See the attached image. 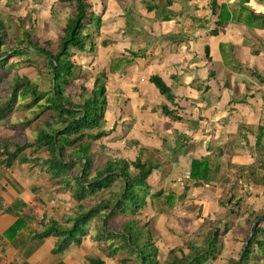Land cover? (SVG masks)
I'll return each mask as SVG.
<instances>
[{"label": "trees", "instance_id": "trees-1", "mask_svg": "<svg viewBox=\"0 0 264 264\" xmlns=\"http://www.w3.org/2000/svg\"><path fill=\"white\" fill-rule=\"evenodd\" d=\"M58 1L68 3L72 12L55 43L44 41L47 45L39 46L40 42L35 41L36 46L34 43L30 45L31 37L25 32L21 37L4 38L2 43L8 46L5 49L0 46V62L3 61L0 69H4L8 60L18 54L29 60L28 53L32 50L48 61L46 68L51 83L48 91H41L26 75H14L11 80L0 79V92L9 89L3 102L0 101V129L12 126L7 122L9 116L22 111L20 127L36 131L33 142L26 137L22 142L15 137L0 139V182L15 188L8 178L9 171L20 156H26L29 172H36L35 179L41 180L44 190L52 192L53 200L62 201L60 197L68 195L58 217L42 213L38 221L42 230L35 232L39 239L50 238L53 241L50 254L55 260L53 264H67L64 256L69 258L70 251L86 242L91 252L99 254L86 258L83 264H220L222 250L230 243L240 248L236 253L231 251L225 256V264H264V218L258 222L245 246L250 227L264 214V207L255 211L248 206L243 210L241 203L244 199L238 198V192L249 191L256 186L264 193V93L261 89L264 88V77L257 76L260 87L253 90L254 93L251 92L252 83L243 82L248 98L252 100L254 94L259 95L252 103L247 102V96L228 100L229 107L249 104L257 114L255 123L243 121L238 125L251 163L239 164L226 178L223 173L229 166L235 167L233 163L192 158L186 161L185 166L188 171L185 180L190 184L186 183L182 192L177 194L164 185L154 184L153 164L156 162L143 157L141 144L117 129L118 120L123 115H115L111 109L104 82L107 73L90 74L88 70L91 68L94 72L96 66L87 64L88 69L75 61L77 52L87 53L84 57L93 55L92 37L84 33L91 21L90 3L88 0ZM251 16L256 26L264 31V14L253 12ZM216 32L214 30V34ZM48 44L52 46L50 49H46ZM208 51L205 48L206 55ZM229 57L233 58L229 53L224 54L223 60L228 63V69L236 73L238 66L230 64ZM65 58L67 60L62 61ZM78 69L85 73L83 80L77 81L76 77L73 83V73ZM210 75L213 77L212 71ZM151 81L157 94L167 102L161 108V114H179L181 107L176 102L174 107L169 88L157 77ZM170 103L175 111L170 109ZM231 113L232 120H235L237 112ZM238 122L241 121L234 122L235 127ZM148 139L153 140L152 136ZM169 155L161 157L165 156L167 160ZM218 180L224 181L228 189L217 200L220 212L210 215V209L203 211L188 205L186 208L196 212V223L193 222L190 234L179 244L168 245L164 251L160 243L168 229L164 225V233L158 236L152 222L155 206L170 207L187 199L190 201L195 187ZM170 182L175 183L176 180ZM102 193L106 195L100 197ZM89 200L91 203L87 204ZM148 204L153 207L150 216L143 212ZM240 214L247 227L236 222ZM32 219L36 220L35 215ZM24 223L25 220L19 216L12 227H20ZM88 226L93 228L92 234H88Z\"/></svg>", "mask_w": 264, "mask_h": 264}, {"label": "crops", "instance_id": "crops-1", "mask_svg": "<svg viewBox=\"0 0 264 264\" xmlns=\"http://www.w3.org/2000/svg\"><path fill=\"white\" fill-rule=\"evenodd\" d=\"M133 9L136 14H126ZM253 12L264 14V0H107L99 7L95 4L91 31L94 49L98 51L94 54L93 50L91 57H83V62L96 67L100 64L108 66L99 58L108 56V60H112L110 56L115 54L114 47L115 51L122 53L121 56L135 58L131 60L133 67L119 76V81L114 80L112 87H107V96L115 115H123L118 120L117 129L141 144L143 157L156 162L163 154L177 153L174 151L175 136L185 134L191 139L185 151L190 159L204 157L227 162L230 157L229 163L235 164L236 152L233 153L232 149L236 150V144L242 142L239 129L232 145L221 139L229 137H225L227 132H235L238 126L235 127L234 122L253 124L257 114L249 106L255 96L247 101V105L229 107L228 100L236 98V93H239L238 99L248 98L243 82L252 83L251 92L254 93L253 90L260 87L257 76L264 77V31L256 26L251 16ZM142 17L149 21V29L141 23ZM95 18L97 23H94ZM205 48L209 50L208 55ZM128 49L132 51L126 54ZM227 53L239 64L236 73L229 71L228 63L223 60ZM154 77L169 88L174 107V102L181 107L179 114L157 116L155 109H161L167 102L151 83ZM215 78L221 83L212 82ZM261 89L264 93V88ZM206 93L214 94L209 98ZM174 107L170 103L172 111H175ZM231 112H237L240 119L232 120ZM142 122L146 125L143 126ZM210 128L221 132L220 140L213 136V140L208 141ZM164 133L167 137L162 138ZM195 135H198V142L193 143ZM177 154L182 160L178 159L176 165L186 163L185 154ZM239 155L249 157V152ZM8 209L1 208L0 216ZM11 227L4 231L10 239L17 238L21 229H28V224ZM22 234L35 241L33 234ZM1 238L4 235L0 230ZM2 246L0 242V264H53L55 261L50 251L44 255L28 254L11 246Z\"/></svg>", "mask_w": 264, "mask_h": 264}, {"label": "rangeland", "instance_id": "rangeland-1", "mask_svg": "<svg viewBox=\"0 0 264 264\" xmlns=\"http://www.w3.org/2000/svg\"><path fill=\"white\" fill-rule=\"evenodd\" d=\"M5 1L13 4L12 3L13 0H0V35L3 36V38L8 37V39L14 38V34L16 36H20L22 32V28L24 27H21V25L19 24H22L28 29L26 31L29 37H31L29 41L30 45L34 43V46H36L35 41H39L40 42L39 46H42L43 41L46 40L44 38L50 39L52 40V42H54V40H56L59 33L58 29L64 25L63 22L65 16L66 14L69 13V10H67L64 4L56 3L55 0H19L20 3H17L16 5L13 4L11 8L9 4ZM106 1L107 0H90L89 2L91 5L90 8L95 7V4L96 7H99L101 4H104ZM20 4L23 5L29 4L30 6L29 11H27L26 12L27 14L22 17H15L13 12L16 11V8L19 10L21 9ZM149 6L150 5L147 4V7ZM24 7L25 6H22L23 9ZM26 8H28V6H26ZM91 13L92 10L89 13L90 14L89 18H91ZM129 13L136 14L134 9L131 12H127L126 14ZM140 19L144 28L149 29L147 26V23L149 21L143 17ZM94 23H97V21L94 20ZM93 26L97 29V27L94 24ZM9 28H11L12 30ZM89 29H91V25L89 26ZM29 42H27V44H29ZM3 46H4L3 49L8 47L6 44ZM51 47L52 46L48 44V47H46V49H50ZM24 48L27 49V47L25 46ZM114 48L115 50H117L116 47ZM93 50H94V54H96L98 51L97 49H94V47ZM115 50H114L115 54H112L110 56L112 57V60H108L109 59L108 56H103L99 58V61L106 62L108 66H104L100 64L98 65V67L94 68V72L92 71L91 68L90 69L88 68L87 64L83 62V57L86 55V54H81L83 52H77L75 54V61L81 63L84 68H88L89 69L88 72L90 74L92 73L109 74L110 77L108 75L107 79L104 80V82L106 83L107 87H112V82L114 80L119 81V76L124 74L128 68L133 67V64H130L127 68L125 67L128 61L135 60V58H131L129 56L127 57V55L121 56L122 53L120 51H115ZM129 51H132V49H128L126 54H128ZM28 57L30 58L29 60L26 59L25 55L18 54L10 58L6 63L5 68L0 69V79L4 78L11 80L14 75H19V76L26 75L32 80V82L37 84L38 88L41 91H48L51 85L49 70L46 68L48 61L46 60V58L38 55L33 50L28 53ZM118 58L121 59L118 60ZM228 59L230 61V64L239 66L238 63H235L234 58L229 57ZM66 60L67 58L63 59L62 61H66ZM2 64L3 61L0 62V66H2ZM52 69L53 67L51 68V72ZM229 71L232 72V70ZM84 74L85 73L81 72L80 70L74 72L72 76L73 83L76 82V80L74 79L76 77H77V81L82 82ZM120 81L122 82V79H120ZM213 81L217 82V84L221 83L216 78L213 79L212 82ZM4 90L5 92H3V90H1L0 92V101L2 102L5 98V95L9 93L8 88H5ZM213 94L214 93H208L207 97L212 98ZM238 96L239 93H236L234 95V97L236 98ZM255 96H258V94H256ZM124 97L125 96H123V98ZM124 99L127 101L126 97ZM18 100L20 101L21 98L19 97ZM248 100L251 101V98L249 97ZM200 109L202 110L203 108L200 107ZM155 110L158 112L157 116H162L161 109H155ZM152 112H153V108L150 109V113ZM20 114L22 115L23 112L21 111L20 113L19 112L17 113V111H15L9 116L7 122L12 124V126H9L10 128L7 127L4 129H0V138L5 139L13 135L16 137L17 141L23 140L25 137L34 139V134H35L34 130H28L27 128L26 129L22 128L20 127L21 125L18 124L20 123V118L22 117ZM236 117L240 119V116L238 114L236 115ZM142 123L143 126L146 125L145 122ZM240 124L243 123L238 122L237 126ZM136 128H140V125H136ZM225 130H227V128ZM234 131L235 132L232 131L227 132L225 137L227 135H229V137L227 139H221V141H225L226 144H230V145H232V143H235L236 140H234V138L235 135L237 134L238 128L235 129ZM23 132H25L26 134H24ZM207 135H208V141L213 140L212 139L213 136L217 137V139L220 140L221 132L215 130L214 128H210V131L207 133ZM161 136L162 138L167 137L166 133L161 134ZM197 137L198 135L192 137L193 143L198 142ZM175 138L177 139L175 141V143L177 142V144H175L174 151L182 155L185 154L186 156L185 159L188 162L190 160V156L187 155L188 153H185V151H186V146L190 144L191 139L188 138V136L185 134H179L175 136ZM244 144H245L244 142L239 141L235 146L236 150L232 149L233 153L236 152V158L234 160L235 164H232L235 165V167L229 166L228 169H225L226 173L224 172L223 175H225L226 178H228V176L231 175V173H233L232 171L236 170L239 164L249 165L251 163L252 160H250V158L247 155H243V156L239 155L242 153L247 154V148L246 146H244ZM189 151L190 149L188 150V152ZM128 153L135 154L133 152H128ZM177 153H173L169 155L167 160L165 156L163 158L162 157L157 158L156 164H153L154 166L153 168L155 169L154 184L164 185L166 186V188H170L174 190L177 194H180L183 190V186L186 185V183L190 184V182L189 180H187V182L185 180L187 179V175H188V171L187 169H185V167L176 170L173 169L180 166H186V163L184 162H180L178 165L174 163L179 158H182L179 157ZM21 159L23 158H20L18 161L20 162ZM180 160L182 159H179V161ZM230 160L231 158L228 157L227 161ZM19 167H20V163H16L15 165H13L12 169H18ZM20 170L23 171V168ZM8 178H10L16 183L18 182L20 183L19 189L22 191L23 194L22 198H24L23 201L25 200L24 202H25L26 212L32 210L33 213L35 212L34 214L38 215V217L41 216L43 213L42 211L48 207L50 208L49 210L47 209V215L58 217V215L60 214V209H62L66 204L65 199H68V195L65 196L63 194L60 197L62 198V201L53 200V199L51 200V198L55 197L52 194V192H48L47 190H42L41 187L35 183V179H31L28 176H24V178L20 180V175L16 171L8 174ZM172 180H176V182L171 183L170 181ZM221 180H225V179H221ZM221 180H218L216 182H205L204 184H200V186L195 187L194 193L192 195L193 199L190 201L187 199L184 200V203L178 202L177 203L178 205L170 206V207L155 206L156 209L154 211V220H152V222L154 224V228L158 236L160 237L164 233V229H165L164 225L168 229V231L162 236L163 242L160 243L164 251H166L168 245L173 246L175 244H179L184 237L190 234L191 229L194 226L193 220H195L194 215L196 214V212L191 211L189 208H186L188 207V205L192 204L194 209L201 208L203 211L210 209L209 211L210 215H216L220 212V207L218 206L217 200L228 191V189L225 187L226 183ZM1 186L4 187V185ZM207 186H212V187H207ZM33 188H36L38 190V194L34 195L32 192L29 193L30 190H32ZM248 190L249 191L244 190L243 192H238L239 193L238 198L241 197L244 199L243 202L241 203V208L244 210L246 207L251 206L252 210L256 211L257 209L264 207V193L260 190V187L256 186ZM1 194L5 198H8V193L6 190L2 189ZM105 195H106L105 193H102L100 197ZM11 196L12 199H9L8 203H11L14 209L20 207L23 201L19 197L17 200H14L12 192H11ZM89 203H91V200L87 202V204ZM143 212L148 216H150L151 213H153V207L150 206V204H148V206L145 208V210H143ZM4 214L5 215L0 216V230L1 233L4 235V238H1L0 242L3 245L2 246L3 248L6 246H11L12 248L18 249L20 252H28V254L36 253V254L44 255L49 252L52 245L51 239L32 241L27 239V237L23 236L22 234L24 233V235H28V233L32 234L34 229L40 230L41 227H38L37 225L32 226L30 224L28 225V229H24V230L21 229L17 238L13 237L10 239L7 235H5L4 231L8 229L10 226H12V224L14 223V219H16V216L15 214L10 213V210H8L7 213ZM244 216L247 217V215ZM236 222L240 223L242 226L247 227L246 220L244 219V217L241 216V214L239 216L238 221ZM24 227L26 228V225ZM87 232L88 234H92L93 228L91 226H88ZM239 248L240 246L234 243L226 244L224 249L222 250V253L220 255V261L218 263L225 264L226 263V260L224 259L226 258L225 256L229 255L231 251H234V253H236V251H238ZM69 254H70L69 258H65L67 255L64 256V260L67 264H82L86 258L95 257L99 253L97 254V252L95 251L94 253L91 252L88 247V243L86 242V244L83 243L82 247L78 249H73L72 252L70 251Z\"/></svg>", "mask_w": 264, "mask_h": 264}, {"label": "bare ground", "instance_id": "bare-ground-1", "mask_svg": "<svg viewBox=\"0 0 264 264\" xmlns=\"http://www.w3.org/2000/svg\"><path fill=\"white\" fill-rule=\"evenodd\" d=\"M5 2H7V1H5ZM55 2L56 3H61V2H59L58 0H55ZM88 2H90V0H88ZM8 3V2H7ZM13 4H17V3H20L19 2V0H13V2H12ZM9 4V6H10V8H11V6L13 5V4H11V3H8ZM61 4H64L65 6H66V8H67V10H69V13H71L72 12V8L69 6V4L68 3H61ZM21 6V9L19 10V9H17L16 8V11H14L13 13H14V16L15 17H22V16H24V15H26L27 13V11H29V8H30V6H29V4L28 5H23V4H20ZM22 6H25L24 7V9L22 8ZM26 6H28V8H26ZM91 6V5H90ZM27 9V10H26ZM90 10H92V14H91V21H90V23H88L87 24V27H86V29L84 30V33H86V34H88V35H90L91 37L93 36V34H92V31H91V29H89V26L92 24V21H93V7H91L90 8ZM69 13L68 14H66V16H65V19H64V22H63V26H61L59 29H58V31H59V33H58V36H57V38H56V40H54V42H52V40H50V39H47V38H44V39H46V40H44V41H50V42H52V43H55L56 41H57V39H58V37L61 35V30L63 29V27L65 26V22H66V19L69 17ZM11 15H12V13H11ZM94 20H96V18L94 19ZM19 25H21V27H24V28H22V32H21V34H20V37L26 32L27 33V31L26 30H28L25 26H23L22 24H19ZM18 25V26H19ZM9 29H11V28H9ZM89 29V30H88ZM12 30V29H11ZM14 34V33H13ZM28 34V33H27ZM14 37H17L15 34H14ZM8 37H6V39H7ZM4 38H3V36H1L0 35V46H3V45H5V44H3L2 43V40H3ZM41 39V38H40ZM34 40H35V37H34ZM44 41H43V43H44ZM39 42V41H38ZM23 130H25V129H23ZM29 130V129H28ZM30 130H34V129H30ZM34 132H35V134H34V139H35V137H36V131L34 130ZM24 134H26L25 132H23ZM23 134V135H24ZM10 137H15V136H10ZM24 137V136H23ZM0 139H2V138H0ZM5 139H8V138H5ZM25 139V138H24ZM23 139V140H24ZM26 139H28L29 141H32L33 142V140L34 139H32V138H28V137H26ZM15 140H17L16 139V137H15ZM23 140H20L21 142L23 141ZM19 141V142H20ZM20 158H23V159H21L20 160V162L18 161ZM25 160H27V157L26 156H20L15 162H14V164L13 165H15L16 163H20V167L18 168V169H12L13 168V165H12V167H11V169H10V171H9V174L11 173V172H17L19 175H20V180L22 179V178H24V176H28V177H30L31 179H35V177H36V172H29V164H27L26 162H25ZM23 168V171L22 170H20V169H22ZM12 182H13V184L15 185V188H14V186H12L11 188H9V186H5L2 182H0V209L2 208H10V209H12V213L13 214H15V216H16V221H17V217H21L22 219H24L25 220V223L24 224H28V225H30V224H32V223H34L35 225H37L38 227H41L39 224H38V221L39 220H41V216H39L38 217V215H36V214H34L33 213V211L32 210H29L28 212H26V208H25V202L23 201V198L21 197V195H22V191L19 189V182L18 183H16V182H14L13 180H11ZM40 182H41V180H38V183H37V180L35 179V183L36 184H38L40 187H41V184H40ZM16 183V184H15ZM1 185H4V187H2ZM3 188H5L4 190H6L7 191V193H8V198H5L2 194H1V191H2V189ZM13 188V189H12ZM41 189L42 190H44L42 187H41ZM11 192H12V194H13V198H14V200H17L18 199V197L23 201L22 203H21V206L20 207H18V208H16V209H14L13 207H12V204L11 203H8V201H9V199H12V196H11ZM29 192V191H28ZM33 193L34 195H36V194H38V190L36 189V188H33L32 190H30V192L29 193ZM19 194H20V196H19ZM53 198H51V200H52ZM49 208L50 207H48V208H46L45 210H43L42 212H46L47 213V209L49 210ZM10 209H8V210H10ZM64 209V207L62 208V209H60V212L62 211ZM41 212V213H42ZM19 215V216H18ZM33 215H35V217H36V220L35 219H32V216ZM15 221V222H16ZM42 230V228L40 229V230H37V229H34L33 230V232H32V234H33V236H35L36 238H35V241H39V240H41V239H39L37 236H36V233L35 232H39V231H41ZM46 239H50V238H46ZM45 239V240H46ZM42 240H44V239H42ZM51 248H50V254H51V249H52V246H53V241L51 242ZM51 256V255H50Z\"/></svg>", "mask_w": 264, "mask_h": 264}, {"label": "water", "instance_id": "water-1", "mask_svg": "<svg viewBox=\"0 0 264 264\" xmlns=\"http://www.w3.org/2000/svg\"><path fill=\"white\" fill-rule=\"evenodd\" d=\"M54 81H55V78H54V69H52V83H53V88H54ZM264 218V214L260 215L257 219L254 220V222L252 223L251 227H250V231H249V235L248 237L246 238L245 240V246L248 244L249 240L252 238L254 232H255V229H256V226L258 224V222L260 220H262ZM242 255L240 256V259H241Z\"/></svg>", "mask_w": 264, "mask_h": 264}]
</instances>
